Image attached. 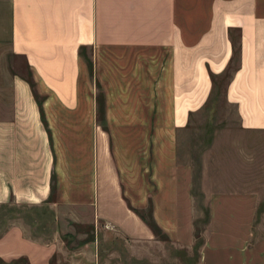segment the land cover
<instances>
[{"label":"crops","instance_id":"crops-1","mask_svg":"<svg viewBox=\"0 0 264 264\" xmlns=\"http://www.w3.org/2000/svg\"><path fill=\"white\" fill-rule=\"evenodd\" d=\"M5 46L16 72L12 111L0 117V203H51L56 219L66 207L92 230L88 251L104 227L174 255L201 239L197 264H264V189L205 192L206 229L195 234L193 170L178 160L176 138L225 76L240 129L264 131V0H0V53ZM128 106L156 129L152 169L131 203L152 205L166 240L126 199L104 130ZM75 129H87L78 161L68 147ZM64 244L16 222L0 235V259L53 264Z\"/></svg>","mask_w":264,"mask_h":264},{"label":"rangeland","instance_id":"rangeland-1","mask_svg":"<svg viewBox=\"0 0 264 264\" xmlns=\"http://www.w3.org/2000/svg\"><path fill=\"white\" fill-rule=\"evenodd\" d=\"M6 51L5 46L2 48L3 53H0V117L9 116L13 106L12 80L16 71L11 69L13 62ZM225 81L226 76L216 82L207 107L191 117L188 129L178 133L176 137L178 160L189 163L193 170V192L197 208L193 223L195 234L206 229L208 215L204 213L207 207L205 192L264 189V131L247 132L240 129L235 109L224 99ZM124 109H127V115L108 119L107 129L104 130L108 133L115 161L122 169L123 188L133 195V198L128 196L126 199L134 210L144 216L149 225L154 224L156 236L166 240L168 235L156 222L152 205L146 202L144 205L138 203L139 206H134L131 203L132 200L140 201L134 190L138 186L145 188L146 183L140 179L147 177L148 167L152 169V160L148 158V145L154 140L156 129L144 127L154 119L131 117L129 106ZM86 130L75 129V140L68 146L74 149L77 161L83 148L88 146L86 137L83 141ZM91 130L90 149L93 159L95 138L94 130ZM137 164L140 169L139 176L135 175L134 170ZM79 186H82V182ZM55 199L50 197L46 202ZM50 204L14 201L0 203V235L16 222L24 226L29 236L42 241L54 240L59 233L66 244L54 258L53 264H170L169 260L173 259H179L180 264H197L201 239L195 246L181 248L179 254L174 255L171 250L168 254L152 248L147 250L144 246L137 247L130 240L104 227L99 230L98 248L93 247L88 251L83 244L86 239L93 238L92 230L84 227L81 222L74 223L71 219L72 213L66 207L61 206L56 219L57 213ZM79 214L82 219L83 214ZM86 232L89 233L88 236L84 235Z\"/></svg>","mask_w":264,"mask_h":264},{"label":"trees","instance_id":"trees-1","mask_svg":"<svg viewBox=\"0 0 264 264\" xmlns=\"http://www.w3.org/2000/svg\"><path fill=\"white\" fill-rule=\"evenodd\" d=\"M140 216H142V218H144V216L143 215H141L140 214ZM145 219V218H144ZM152 225V223H150V226ZM153 226H154V224H153ZM153 226H151L152 228H153ZM18 263V261H14V262H11V263H7V262H4V261H2L1 259H0V264H17Z\"/></svg>","mask_w":264,"mask_h":264}]
</instances>
